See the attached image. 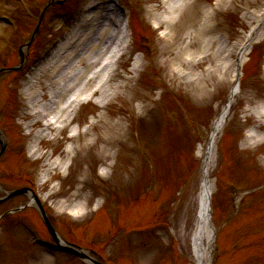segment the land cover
<instances>
[{
	"label": "rangeland",
	"instance_id": "1",
	"mask_svg": "<svg viewBox=\"0 0 264 264\" xmlns=\"http://www.w3.org/2000/svg\"><path fill=\"white\" fill-rule=\"evenodd\" d=\"M48 1L36 0L37 3L39 2L37 5L43 2L44 5ZM84 1L87 9L91 3H101L103 0ZM157 1L129 0L124 4L131 11L135 21V45L127 54L122 67L119 68L112 87L118 82L122 86L127 84L129 90L127 89L126 93L121 92L120 96L111 101L106 109L100 106L99 101L82 106L75 122L69 129L58 133L55 140L53 135L57 133L54 132L49 138H43L41 144H37L36 134L39 131L41 133L43 127L39 123L31 128L36 119L34 114L25 110V102L21 99V95L26 91L29 94L31 91L34 92L35 97L40 93L51 94V75H48L47 70L53 62V56L58 51L59 54L67 52L71 44L80 39L77 32L87 30L86 26H90L87 24H90L93 18L90 15L84 17V14L80 13L77 23L72 24L70 27L72 29L67 33L69 38L59 43L58 48L50 55L46 52L50 49L47 47L52 38L42 24L30 45L31 51L26 53L27 65L23 73L24 77H18L14 73H7L0 77V127L5 131L10 142L8 153L0 160V196H3L6 190L24 186L23 173L30 175L29 178L42 174V184L47 181L46 176L50 181L57 182L59 191L54 199L50 200L51 205L56 206L59 202L66 208L77 210L83 204L82 207L88 211V216L80 220L88 226L86 231L71 229L74 221H67L62 215L51 211L56 220L57 230L68 242L98 252L107 264H129L125 259L126 247H123L126 236L132 237L135 241L136 248H133L131 253L137 255L139 264H156L157 246L165 241L164 236L161 230L152 235L147 231L159 223L168 225L175 243L174 253L161 264H195L192 238L197 222L204 168L203 159L199 156V145L202 142L204 146L210 141L215 120L228 103L230 91L234 85L232 70L226 76L220 69L214 71L224 62V65H230L233 61L232 55L228 60H223V50L219 52L218 57L213 54L214 57L210 61L204 62L192 73L187 71L190 73L188 77L176 81L170 77L163 79L161 72L164 75V70L156 66V63L151 66L147 64L140 74L133 71L139 56L135 55V52L139 50L138 38H141L142 42L152 39V45L155 42V38H152L147 31L146 21L148 17L164 10L157 6ZM215 1L191 0L193 11L187 14L185 20L195 18V21L192 27L189 23V25H179L175 28L172 35L173 41L167 47L173 55L182 54L184 60L213 53L218 47L217 38H221L228 48L237 47L238 44L243 43L247 33L257 26L255 19L249 20L246 13L254 16L264 14V0H236L234 9L223 7L218 12L219 25L212 35L206 36V40L214 41V45L212 44L207 52L199 44L182 52V48L189 41V33L203 28L204 13L215 6ZM74 3L75 0L66 7V10L51 11L47 15L46 19L50 16L48 20L55 18V35H59L67 27ZM37 5L31 10L32 13L34 11L35 16H39L41 12V5L38 7ZM15 8L9 9L5 5H0V14H15L13 12ZM254 16L252 17L255 18ZM17 21L20 35L17 41L12 43L6 56L0 57L1 66L4 67L19 64L18 47L29 40L30 34L34 32L38 23L36 19L28 20L25 17H19ZM261 27H263L259 33L261 38L258 41L264 38V22ZM92 29L94 30L93 26L89 27L83 35L85 40L90 39L88 34L92 33ZM3 36L9 40V37H14V30L7 28ZM22 37L27 40L22 41ZM157 37L158 42L151 51L154 60L157 53L160 55V48L166 45L160 43L159 36ZM2 45L3 43L0 48ZM254 49L245 67L246 74L244 73L240 86L242 93L246 94L244 99L252 101L253 106L264 101V76L260 72V65L264 63L262 59L264 41ZM234 53L235 50L232 51V54ZM39 57H43V60H39ZM210 73L212 77L207 76ZM191 77H200V80L194 86L186 87L184 80ZM34 84L37 86L33 88ZM14 88L18 92L20 90V95H16L17 97L13 94ZM31 99L34 100L32 96ZM243 101L237 100L232 107L230 118L216 138L212 155L210 179L213 182L215 196V216L219 219L217 225L221 221L226 223V216L230 212L228 203L230 190L227 188V182L234 181L242 189L238 195L239 202L242 201L241 213L231 218L229 223L223 224L224 227L219 234L218 245L222 252L217 257L219 259L216 264H264V144L256 143L252 146L255 148L251 149L253 151L245 150L242 142L243 130L248 126H256L258 123L249 117L244 118L241 113ZM101 118H108L112 123L119 118H124L129 131L128 137H121L116 143L120 158L114 169L104 177L101 176V172L105 169L109 156L103 154L101 139L104 135V122H100ZM90 120L98 122L94 132L87 137L80 134L72 141L67 140L66 132L79 127L82 133L85 129L84 125ZM42 123L44 124L45 120ZM259 133L263 136L264 130ZM96 138H99L97 146L86 149V141ZM34 142L37 145L35 146L37 156L34 157L36 161H33V158L26 161L21 153H27L25 148L29 143L34 145ZM143 148L144 151L146 150V158ZM70 150L72 153L69 152ZM49 152L53 153L50 162H37L41 161L43 154ZM68 155L69 158H73L72 165L69 171L66 170L65 176L59 177L60 167L54 164L57 162L63 164L67 161ZM46 171L48 175L45 174ZM102 199H107V206L113 205L115 208L113 215L116 212L118 224L115 235L107 220L110 216L104 212H92L95 205L102 203ZM26 200L27 198L20 197L7 206L1 207L0 215L24 205ZM27 217L41 229L44 235H48L36 211L31 209ZM1 227L3 225H0V264H53L52 259L41 250L31 249L32 251L27 252L24 249L17 254L10 252L7 242L8 233H11L12 237L23 246L26 244L25 240L19 234L18 238H16L17 234L14 235V230H20L19 226L9 230L1 229ZM133 229L138 232L129 234ZM110 238L113 241L106 242ZM212 257L210 261H213ZM56 259L58 264H69L65 257L60 255H57Z\"/></svg>",
	"mask_w": 264,
	"mask_h": 264
},
{
	"label": "bare ground",
	"instance_id": "2",
	"mask_svg": "<svg viewBox=\"0 0 264 264\" xmlns=\"http://www.w3.org/2000/svg\"><path fill=\"white\" fill-rule=\"evenodd\" d=\"M172 4L170 5L169 2H167V17L163 21H160L163 26H166V32L168 35L166 38L171 37L173 35V32H175V28L179 25H189L191 23V27L193 26V23L195 21V18H188L185 20V17L187 14L192 10L193 2L191 1H184V0H170ZM233 1V0H232ZM252 1V0H249ZM226 0H219L218 5L221 6V9L225 7ZM220 9V10H221ZM170 10V11H169ZM215 14L207 15V20L213 19ZM204 16H206L204 14ZM218 19V16H217ZM115 26L117 24H107L102 27V29L98 32L97 35L93 36V40L87 44L86 47H83V42L85 40V37L81 36V43L76 45H71L72 49L69 53H58L54 56L52 65V70H47L48 75L50 74H56L57 72H61L60 75H58L59 79L54 81V78L57 77L54 76L51 85L58 84L59 81L62 82L67 75H73V78L71 81L63 87L60 92L54 96V98L51 100L49 105H40V102L42 101L43 94H38V96H34V92H30V95L34 98V105L35 107H38L40 109V116L44 119L47 117L53 115L57 120L55 121L57 124H65L67 115L63 114L64 109L71 107V105L64 106L65 98L67 94H72L73 97L76 99L81 97L82 95H87L88 92L96 91V94L99 95L102 102H109L113 99H116L118 96H120V93H126L127 89L129 90V87H127V84L125 86H117L112 87L107 81H104L101 77V73L104 75V72L106 69L104 68L103 71H98L97 69L101 65L102 61L107 58V54H109V46L107 47V42H115L117 39V33ZM89 30V29H88ZM87 30V31H88ZM78 35L80 34V31L77 32ZM76 33V34H77ZM110 33V36H109ZM212 33V28L208 23H205L203 28H200L199 30H194L189 33L190 38L189 44L185 45L182 48V52H184L187 48L191 46H196V44L200 45V42H202V47L204 48L205 52H207L208 49L211 48V45H214V41L211 40H203L205 36ZM85 35V34H84ZM91 35V34H90ZM173 38V36H172ZM219 42V41H218ZM80 49V55L77 57L75 63H68V60L74 56V52L77 49ZM76 49V50H75ZM74 50V51H73ZM222 50V47H217L216 50H214V55L216 57L219 56V52ZM161 55L163 56V60L160 61V63L167 69L168 75L175 79L176 77L180 76H188L183 70L186 69V67H189L194 63V60L191 59L189 62H186L182 59V54H175L173 55L169 50L165 49L161 52ZM177 65L179 69H175L174 65ZM142 66V63H141ZM82 67V68H81ZM200 67V66H199ZM198 68V67H197ZM186 70H189L193 72V68H187ZM41 75V74H40ZM190 80V78L188 79ZM188 80H185L188 81ZM37 84L33 85V88L36 87ZM95 86V89L93 87ZM126 89L124 90L123 89ZM236 93V88L232 90V99L230 101V106L233 100V97ZM41 100V101H40ZM64 103V104H63ZM230 106L227 107L221 116L217 119L214 128H213V134L211 137L210 147L208 149V159L211 161L212 158V143L216 138V135L222 130L227 114L230 110ZM104 117V116H103ZM100 122H104V135L102 137V143H103V154L106 155L107 152L112 151L111 147L112 145L117 142L120 137H122L124 129V121H119L117 123H112L108 120V118H101ZM98 123V122H97ZM96 123V124H97ZM55 124H50L48 126H52ZM98 125H95V128ZM95 128L87 129L83 136H87L89 132H94ZM48 136V134L41 133L37 136L36 142L38 144L42 141V136ZM259 136V133H257V137ZM99 143V138H96L95 141L89 142L86 141L85 148H90L91 146L96 147ZM209 161V162H210ZM211 163V162H210ZM210 163L207 165V170L205 171V179L202 186V191L199 199V211L197 216V224L194 231L193 236V253L195 257L196 264H208V261L211 257L210 255V246L213 242V231L210 228L209 224V212H210V193H211V182L209 180V172H210ZM26 203L33 207L34 203L31 199H28ZM81 207V206H80ZM79 207V208H80Z\"/></svg>",
	"mask_w": 264,
	"mask_h": 264
},
{
	"label": "water",
	"instance_id": "3",
	"mask_svg": "<svg viewBox=\"0 0 264 264\" xmlns=\"http://www.w3.org/2000/svg\"><path fill=\"white\" fill-rule=\"evenodd\" d=\"M17 194H19V193H15V194H13L12 196H15V195H17ZM80 258H83V256L82 255H80V254H78V253H76Z\"/></svg>",
	"mask_w": 264,
	"mask_h": 264
}]
</instances>
